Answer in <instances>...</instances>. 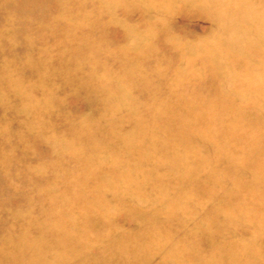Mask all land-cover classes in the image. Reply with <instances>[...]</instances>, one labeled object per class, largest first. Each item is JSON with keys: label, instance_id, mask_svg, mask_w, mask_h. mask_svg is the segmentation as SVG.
Returning a JSON list of instances; mask_svg holds the SVG:
<instances>
[{"label": "rangeland", "instance_id": "1", "mask_svg": "<svg viewBox=\"0 0 264 264\" xmlns=\"http://www.w3.org/2000/svg\"><path fill=\"white\" fill-rule=\"evenodd\" d=\"M0 264H264V0H0Z\"/></svg>", "mask_w": 264, "mask_h": 264}, {"label": "bare ground", "instance_id": "2", "mask_svg": "<svg viewBox=\"0 0 264 264\" xmlns=\"http://www.w3.org/2000/svg\"><path fill=\"white\" fill-rule=\"evenodd\" d=\"M64 1V0H63ZM204 1V0H203ZM206 2V1H205ZM78 4V3H77ZM185 4V3H184ZM26 5V4H25ZM136 5V4H135ZM194 5V4H193ZM196 5V4H195ZM69 6V5H68ZM77 6V5H76ZM87 6V5H86ZM25 8V7H24ZM32 9V8H31ZM149 9V8H148ZM78 10V9H77ZM209 11V10H208ZM35 12V11H34ZM150 12V11H149ZM214 12V11H213ZM219 12V11H218ZM37 13V12H36ZM85 14V13H84ZM256 14V13H255ZM86 15V14H85ZM101 15V14H100ZM165 15V14H164ZM215 15V14H214ZM214 15H213V17H214ZM80 18H82V17H80ZM99 18H100V16H99ZM234 18V17H233ZM253 18V17H252ZM37 19V18H36ZM94 19V18H93ZM210 19V18H209ZM44 20V19H43ZM252 20H257V19H252ZM7 21H8V19H7ZM94 21V20H93ZM113 21V20H112ZM34 22V21H33ZM67 22V21H66ZM77 22V21H76ZM87 22V21H86ZM216 22V21H215ZM248 23V22H247ZM43 25V24H42ZM66 25V24H65ZM93 25V24H92ZM106 26V25H105ZM86 27V26H85ZM127 27V26H126ZM222 27V26H221ZM93 28V27H92ZM232 28V27H231ZM235 28V27H234ZM233 28V29H234ZM73 29V28H72ZM103 29V28H102ZM229 29V28H228ZM243 29V28H242ZM86 31V30H85ZM229 31V30H228ZM101 32V31H100ZM104 32V31H103ZM253 32V31H252ZM137 33V32H136ZM132 34V33H131ZM24 36V35H23ZM146 36V35H145ZM101 38V37H100ZM93 42H94V40H93ZM242 42V41H241ZM233 44V43H232ZM63 45V44H62ZM139 45V44H138ZM227 45V44H226ZM238 45V44H237ZM38 46V45H37ZM223 46V45H222ZM187 47V46H186ZM226 47H228V46H226ZM226 50V49H225ZM102 52V51H101ZM220 52V51H219ZM228 52V51H227ZM229 54H230V52H229ZM218 56V55H217ZM229 57V56H228ZM95 60V59H94ZM218 63V62H217ZM94 64V63H93ZM92 73V72H91ZM218 84V83H217ZM254 89V88H253ZM23 90V89H22ZM263 90V89H262Z\"/></svg>", "mask_w": 264, "mask_h": 264}]
</instances>
